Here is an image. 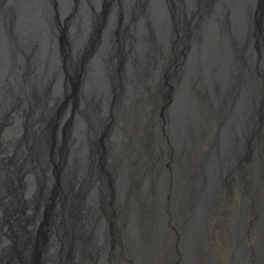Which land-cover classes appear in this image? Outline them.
Instances as JSON below:
<instances>
[{"label": "bare ground", "instance_id": "bare-ground-1", "mask_svg": "<svg viewBox=\"0 0 264 264\" xmlns=\"http://www.w3.org/2000/svg\"><path fill=\"white\" fill-rule=\"evenodd\" d=\"M225 17L222 13L223 24L213 32L207 45L201 46L202 42L194 37L186 40L191 46L192 60L183 65L177 54L171 61L166 50L157 56L158 49L154 46L151 53L148 46L150 54L143 63L132 62L123 73L116 64L100 65L80 98L79 106L86 108L80 113L90 120L87 132L71 146L74 152L67 167L57 154L48 171L50 176L45 177L55 187L52 198L49 199V193L42 196L46 189L37 185L29 170L30 163L26 166L22 163L29 155L26 147L17 143L20 137L12 146L7 142L1 144L14 152L7 158V153H0V165L7 162L17 174V188L28 190L23 201L18 199L10 206L11 227L18 235L39 239L42 247L35 252L43 248L49 264H171L172 258L165 247L162 213L173 204L175 193L186 184L198 194L204 192L207 176L222 172L228 158L246 152L252 148V142L264 146L263 35L256 25H253L255 30L250 28L249 15H242L238 33L243 42L234 48L230 44L234 43L236 30H232ZM239 24L240 21L236 29ZM253 37L259 46L253 43ZM227 55L232 62L225 60ZM233 61L237 62L232 65ZM168 68L176 79L183 78L178 81L179 89L172 87L168 97L171 107L165 106L163 111L162 131L155 129L158 119L155 114L147 135L140 136L141 129L146 127L140 118L144 101H136V90L143 85L147 101L157 109L160 105L157 96L162 97L158 89H163V73ZM96 90L101 96L94 95ZM102 103L106 106V117H98ZM202 112L219 117L223 130L207 170L199 177L190 170L192 160L187 164V157L197 142L193 126ZM99 145L104 146V151ZM16 151L22 153L23 159ZM31 163L34 166V160ZM19 165H23L20 175ZM61 172L65 180L58 178ZM31 184L35 189L30 191ZM63 187L67 195H74L64 196L68 204L62 201ZM88 195L89 203H84ZM39 199L35 207L33 203ZM182 206L189 212L195 211L193 200ZM15 213L18 215L14 216ZM69 224L76 227L81 245L70 251L62 241ZM53 232L56 237L50 242ZM95 232L98 235L92 236ZM9 237L14 239L13 247L18 250L12 232ZM9 262L19 264L17 252Z\"/></svg>", "mask_w": 264, "mask_h": 264}, {"label": "water", "instance_id": "water-1", "mask_svg": "<svg viewBox=\"0 0 264 264\" xmlns=\"http://www.w3.org/2000/svg\"><path fill=\"white\" fill-rule=\"evenodd\" d=\"M222 13L236 30L230 46L242 45V15H249L250 28L256 25L264 40V0H0V153L14 152L1 147L3 132L12 126L22 129L17 143L29 156L23 159L16 153L25 166L30 163L37 185L46 189L42 196L53 192L45 177L57 154L67 167L71 146L87 132L90 120L76 114L100 65L116 64L123 73L132 62L143 63L155 47L157 56L166 50L171 61L177 54L183 65L192 60V50L180 41L194 37L207 45L223 24ZM225 60L232 62L228 55ZM94 95L101 93L96 90ZM106 114L102 103L98 117ZM58 178L66 179L62 172ZM61 189L68 204L64 196L74 195ZM14 237L19 264H49L43 248L35 252L42 247L39 239L17 233ZM55 237L53 232L50 242ZM62 241L68 251L80 248L75 226L66 225Z\"/></svg>", "mask_w": 264, "mask_h": 264}, {"label": "flooded vegetation", "instance_id": "flooded-vegetation-1", "mask_svg": "<svg viewBox=\"0 0 264 264\" xmlns=\"http://www.w3.org/2000/svg\"><path fill=\"white\" fill-rule=\"evenodd\" d=\"M137 99L144 101L143 106L146 105L145 96ZM80 108V112L86 110L85 107ZM144 118L141 123L147 125V117ZM200 121L201 115L193 126L197 142L189 149L187 157V164L190 165L192 160L190 170L192 168V172H197L199 177L207 170L219 142H211L212 133L206 135L207 131L200 127ZM21 132L22 129L12 126L3 132L2 142L12 146ZM261 134L264 135V129ZM251 145L252 148L246 152L228 158L229 162L222 172L208 175L204 192L198 194L186 184L175 193L173 204L162 213L165 247L172 258L171 264H264V146L259 142H252ZM260 145L263 146L261 149ZM11 155L7 153L6 158ZM13 166L15 169L16 165ZM19 166L22 167L18 169L20 175L23 165ZM11 173L9 164L3 161L0 165V264H10L15 255L14 239L9 237L10 232L16 234L11 227L10 206L19 197L15 194L17 188L11 181ZM33 188L31 184L29 190ZM23 195L26 197L28 190ZM191 200L195 203V211L184 209L182 212V204ZM177 205L179 208L176 209ZM180 214H183L184 220Z\"/></svg>", "mask_w": 264, "mask_h": 264}, {"label": "rangeland", "instance_id": "rangeland-1", "mask_svg": "<svg viewBox=\"0 0 264 264\" xmlns=\"http://www.w3.org/2000/svg\"><path fill=\"white\" fill-rule=\"evenodd\" d=\"M252 41H253V43L255 44V45H258L259 44V41H256V39H255V37H253V39H252ZM181 43H183V44H186V45H188L187 44V41H180ZM167 72V73H166ZM171 72H172V69L171 68H168L167 69V71H165L164 73H163V89L162 88H159L158 89V92L160 93V95L162 96V97H159V96H157L158 97V102H157V104H160L159 106H158V108L156 109V106H154L153 104H151L149 101H147L146 102V105L144 106V111H140V114H141V119L143 118V121H145V118H144V116H146L147 117V121H148V124L146 125V127L144 128V129H141V132H140V136H144V135H147V133H148V131H149V124H151V122L153 121L152 120V118H154L156 115H157V117H158V119H157V123H156V127H155V129H159L160 131H162V119H163V111L165 110V106L167 107V109H169L171 106V102L169 101V98L168 97H170V92L172 91V87H177L178 89H179V84H178V81L180 82V80H181V78H183V77H179L178 75L180 74V68H178L177 69V76H178V80L176 79V76L174 77L173 75H170L171 74ZM165 83V84H164ZM233 83V82H232ZM143 84V83H142ZM236 85V84H235ZM166 86V87H165ZM142 87V88H141ZM141 87L139 86L138 88H137V90H136V97L137 98H142V97H144L145 96V88H144V86L143 85H141ZM238 88V87H237ZM166 90V91H165ZM142 91H144L143 93H142ZM140 95V96H139ZM143 95V96H142ZM225 102H226V104H225V107H226V109L228 108V106H229V104H227V99L225 100ZM148 103V104H147ZM93 105V104H92ZM92 108H94L95 109V112H96V107H94V105H93V107ZM134 111V110H133ZM155 112V113H154ZM157 112V113H156ZM223 114H224V111L222 112ZM92 114L94 115V111H92ZM156 114V115H155ZM223 116V115H222ZM205 121H207L208 122V125H206V122ZM201 124H200V127L203 129V131L206 129V135H207V133L208 132H211L212 133V135H213V137H212V140H211V142H213V143H215V141H216V143H217V141L219 140L218 138L220 137V135H221V132H222V130H223V127H222V124H221V126H220V123H221V120L219 119V117H217V116H215L214 114L211 116H209L206 112H202L201 113ZM110 125V124H109ZM151 134V133H150ZM22 135V134H21ZM20 135V136H21ZM18 136V134L16 133L15 134V137H17ZM20 136H18L17 138H19ZM205 141V140H204ZM204 141L202 142V146H203V144H204ZM104 142H102V144H103ZM122 144H123V142H122ZM105 145V144H104ZM99 146H101V145H99ZM212 146H214V144L212 145ZM105 148H106V146H105ZM107 149V148H106ZM101 150H103L104 151V146H101ZM202 152H204V148L202 147ZM205 153V152H204ZM10 157V156H9ZM12 158V157H11ZM165 164H163L162 166H164ZM9 169L12 171V173H11V181L12 182H14L15 184H17V181L15 180V178L17 177V174L15 173V174H13V172H15L14 170H12L13 168L9 165ZM19 174V173H18ZM5 180V179H4ZM16 186V188H17V185H15ZM29 188V187H28ZM33 189H35V185H34V188ZM25 192L24 191H21V190H19L18 188L16 189V191H15V194L19 197V199L22 201L23 200V198H24V194ZM50 196V193H49V195H48V197ZM54 195H52V197H53ZM52 197H49V199L50 198H52ZM15 203H16V201H15ZM181 211L183 212V210H184V207L183 206H181ZM181 212V213H182ZM182 215L183 214H180L179 216L182 218ZM44 219H45V216H44ZM171 231H172V229H171ZM170 231V232H171ZM169 241H171V240H169ZM168 241V242H169ZM169 244V243H168ZM169 246V245H168ZM167 249L169 250V248L167 247ZM16 252L18 253V250H16L15 249V254H16Z\"/></svg>", "mask_w": 264, "mask_h": 264}, {"label": "trees", "instance_id": "trees-1", "mask_svg": "<svg viewBox=\"0 0 264 264\" xmlns=\"http://www.w3.org/2000/svg\"><path fill=\"white\" fill-rule=\"evenodd\" d=\"M15 180H16V178H15ZM17 181V180H16ZM15 184V183H14ZM15 185H17V184H15ZM16 187V186H15ZM23 201V200H22ZM16 202H17V200H16Z\"/></svg>", "mask_w": 264, "mask_h": 264}]
</instances>
